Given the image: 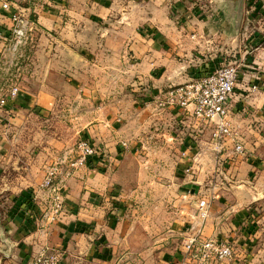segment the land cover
Listing matches in <instances>:
<instances>
[{"label":"crops","instance_id":"1","mask_svg":"<svg viewBox=\"0 0 264 264\" xmlns=\"http://www.w3.org/2000/svg\"><path fill=\"white\" fill-rule=\"evenodd\" d=\"M170 2L43 0L29 7L34 33L20 43L31 49L28 82L0 104V171L11 167L0 179V218L14 245L13 264H29L46 247L61 251V264H173L180 247L168 231L196 224L204 197L215 196L207 236L245 238L244 225L264 218L262 87L235 88L241 155L233 139L215 149L211 124L159 105L169 86L188 78L175 56L179 27ZM0 23L14 25L3 11ZM30 112H62L98 147L80 168L67 162L55 223L47 219L51 200L41 184L48 167L73 160L68 140L55 135L32 157L2 148L10 138L6 115L21 125Z\"/></svg>","mask_w":264,"mask_h":264},{"label":"rangeland","instance_id":"2","mask_svg":"<svg viewBox=\"0 0 264 264\" xmlns=\"http://www.w3.org/2000/svg\"><path fill=\"white\" fill-rule=\"evenodd\" d=\"M6 1L13 3L29 19L30 28L34 26L32 21L36 17L29 9L38 7L39 1L43 3V0ZM170 1V8L174 10L172 12H174L175 22H178L177 26L179 27L178 30H173L174 34L179 35L178 41L175 43L177 48L175 56L184 64L183 70L188 75V78L180 80V83H174V85L188 82L194 76L199 75L202 69L210 70L224 64H234L239 71L237 83L250 87L251 91L254 90V86L262 87L264 91V0H242V19L238 26L236 25V16L232 15L236 0H230L229 8L227 4H224L227 0ZM222 6L223 13L221 15L219 10L222 9ZM23 8H27V10L23 11ZM2 11L8 13L0 10V12ZM23 12H26L27 15ZM0 26L9 32L0 34V93L5 94L14 87L19 88L23 81L28 82L25 76L29 75L31 49L28 46L29 43H17L13 28L7 29V26L1 23ZM31 30L29 29L27 32L29 40L31 39L29 34L34 33ZM17 46L18 49L14 50ZM6 118L8 124L6 132L10 138L6 139V146L2 147L4 150L25 152L32 157L46 151V147L52 145L50 142L53 137L59 135L68 140L67 151L74 156L73 159L78 158L77 143L81 136L73 127V122L62 112L56 114L55 118L46 114L38 115L35 112L33 114L30 112L25 123L21 125L12 123L9 115H6ZM29 155L26 157L27 159ZM14 160L13 156L9 163ZM69 160L68 158L64 165ZM5 165V167H1L0 179L2 174L11 171V167H7L9 164ZM1 222L2 218H0V264H13L14 260L18 261L12 256L14 245L9 237L8 240L2 237L4 234L8 235ZM49 222L55 223L57 219L49 220ZM244 226L248 231L245 238L240 234L241 237L230 239L238 245V254L234 264H264V218H258L256 223ZM252 233L256 235H252ZM175 240V245L180 247L182 237L177 236ZM47 249L58 252L62 260L60 250L50 247ZM10 261L13 262L9 263Z\"/></svg>","mask_w":264,"mask_h":264},{"label":"built area","instance_id":"3","mask_svg":"<svg viewBox=\"0 0 264 264\" xmlns=\"http://www.w3.org/2000/svg\"><path fill=\"white\" fill-rule=\"evenodd\" d=\"M0 7L7 11L14 23L13 33L17 43H21L30 29V21L18 8L9 1H1ZM239 79L238 68L234 64H224L194 76L183 84L171 85L164 93V98L159 102L161 107H179L188 115L198 121L212 125V144L215 149H221L227 139L235 142V152L244 154L245 147L242 138L233 126V96ZM257 89L256 86L253 88ZM19 92L14 87L9 93H0V104L5 105L14 99ZM127 148V144L123 143ZM78 158L69 161L72 168H80L98 154V147L89 138L82 137L77 143ZM64 162H58L47 168L41 184L46 190L51 205L48 219L54 221L58 218L64 202V188L70 170ZM215 196L204 197L198 201L197 223L186 226L176 233L169 230L172 237L181 236L179 256L173 264H234L238 245L230 239H219L207 236L205 227L210 215L211 206ZM29 264H61L58 252L45 248L36 254Z\"/></svg>","mask_w":264,"mask_h":264},{"label":"water","instance_id":"4","mask_svg":"<svg viewBox=\"0 0 264 264\" xmlns=\"http://www.w3.org/2000/svg\"><path fill=\"white\" fill-rule=\"evenodd\" d=\"M224 4H227L228 8H229V6L231 5V2H230V0H227V1H225ZM233 8L234 9H232V11H233L232 15L236 16V25L238 26V24L241 22V19H242V11H243V9H242V0H236V2L234 3V7ZM222 13H223V6H222V9L219 10V14L222 15ZM2 237L4 239L8 240V238L5 236V234Z\"/></svg>","mask_w":264,"mask_h":264},{"label":"trees","instance_id":"5","mask_svg":"<svg viewBox=\"0 0 264 264\" xmlns=\"http://www.w3.org/2000/svg\"><path fill=\"white\" fill-rule=\"evenodd\" d=\"M213 69H214V68H211L210 70L202 69L203 72L200 71V74L202 75V74H204L205 72H210V71L213 70ZM204 71H205V72H204ZM200 74H199V75H200ZM197 76H198V75H197ZM88 162H89V161H88ZM28 203H30L29 200H28Z\"/></svg>","mask_w":264,"mask_h":264}]
</instances>
